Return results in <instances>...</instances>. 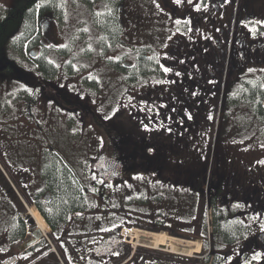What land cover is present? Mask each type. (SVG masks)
Returning <instances> with one entry per match:
<instances>
[{"label":"rangeland","instance_id":"1","mask_svg":"<svg viewBox=\"0 0 264 264\" xmlns=\"http://www.w3.org/2000/svg\"><path fill=\"white\" fill-rule=\"evenodd\" d=\"M80 2L54 0L55 11L44 17L37 16L33 30H28L27 36L11 40L5 50V54L10 55L7 60L14 65L15 74L8 69L0 76V165L22 196L16 178L24 173L25 168L35 170L39 181L43 162L42 168L46 166L45 162L57 160L78 171L87 167L86 160L114 150V143L125 146L126 151H136L145 138L150 146L155 137L153 127L149 126L151 117L144 119L146 112L149 114L153 107L158 111L159 105L165 103L174 91L176 82L184 83L192 96L197 93V88L183 82L184 74L174 63L176 58L185 64V58L197 53L191 58L200 64L202 55L197 48L200 46L202 52L207 53L210 64L214 59L211 44L215 38L213 40L209 34L219 32V27L213 29L204 16L205 19L198 22L209 31L205 28L198 30L190 40L186 34L181 36V25H174V14L178 13L183 20L181 14L186 11L185 6L197 11L196 16L202 17L205 11L213 16L215 11L211 0H94L89 7L92 17L84 15ZM14 3L15 0H0V18ZM244 5L258 9L256 27L264 32V0H234L232 16L225 22V34L218 38L222 48L226 45L222 69L224 100L222 95L220 100L216 97L219 107L214 129L211 131L206 127L207 132L200 133V140L188 145L194 152L207 154L211 163L218 161L221 144L231 155L238 149L236 144L245 146L239 148L241 162L249 167L260 165L264 169V135L263 138L257 137L256 143H250L249 138L244 137L252 130L256 135L264 134V121L253 114L245 115V118L228 116L224 119L223 104L229 77L235 73V82L239 83L244 78L264 75V71L259 73L260 68L243 66L238 53H233V34ZM188 19L186 16L184 20ZM189 28L195 29L191 24ZM29 42L34 44L30 51ZM217 45L214 43L213 46ZM86 54L90 58L87 59ZM218 55L221 58V53ZM141 56L149 57L154 69L148 73L137 69L135 66ZM41 60L49 67L50 73L42 70ZM236 98L238 101L243 99L242 96ZM239 113L243 114L239 108L232 112ZM112 132L123 139H119L120 142L112 139ZM192 135L195 138L196 135ZM235 135L240 136L238 143ZM258 145L262 148H257ZM113 190L116 198L112 199L111 214L122 225L187 236L189 231L178 225L176 215L171 212L167 194L158 196L162 192L151 181L141 178L135 183L129 181L116 185ZM11 193L0 180V221L3 224L18 219L17 207L14 208L8 200ZM193 211L194 208L188 213ZM19 253L20 249L15 246L9 255ZM164 253L148 249L144 255L154 254L167 259Z\"/></svg>","mask_w":264,"mask_h":264},{"label":"flooded vegetation","instance_id":"2","mask_svg":"<svg viewBox=\"0 0 264 264\" xmlns=\"http://www.w3.org/2000/svg\"><path fill=\"white\" fill-rule=\"evenodd\" d=\"M211 2L213 16L207 11L202 17L196 16L197 11L185 6L186 11L181 14L183 20L178 13L174 14V25H181V36L186 34L192 40L198 30L209 31L198 22L206 16L213 29L219 27V32L206 33L218 44L214 47L212 42V53H225L226 45L222 48L218 38L225 34V22L232 16L234 0ZM257 10L242 6L233 34V53L240 54L243 66L260 68L261 73L264 71V32L256 27ZM186 16H189L188 21L184 20ZM189 24L194 26V31ZM197 48L206 53L200 46ZM248 134L244 137L249 138L250 143H256L257 137L264 135L262 132L256 135L254 130ZM235 138L238 143L240 136L235 135ZM142 140L136 151L113 146L110 153H99L86 160L87 167L78 171L57 160L45 162L42 168L43 162L38 189L31 186V182L38 181L36 171L25 170L16 178L17 183L26 190V204L37 209L47 230L43 232L22 200L10 194L8 200L17 207L18 219H10V223L5 224L0 221V264L5 257L3 250L23 244L28 246L20 251V259L28 264H264V169L241 162L239 148L245 146L236 144L238 149L231 155L221 144L218 161L211 163L207 154L194 152L188 144L179 146L172 142L166 158L158 141L156 146H148L146 139ZM106 158L120 162L122 171L112 172ZM58 175L71 188V199L55 191L52 179ZM141 178L151 181L162 192L158 196L167 194L178 225L189 231L187 236L169 232L171 238L190 244L199 242V251L183 255L168 248L154 249L165 252L167 259H164L154 254L144 255L152 248H144L128 239V227L111 214L112 199L116 198L113 188ZM193 208V213L189 214ZM36 232L41 234L38 240L34 238ZM43 233L51 238L59 256L50 248ZM17 235L21 239L14 241Z\"/></svg>","mask_w":264,"mask_h":264},{"label":"trees","instance_id":"3","mask_svg":"<svg viewBox=\"0 0 264 264\" xmlns=\"http://www.w3.org/2000/svg\"><path fill=\"white\" fill-rule=\"evenodd\" d=\"M53 1L54 0H15L14 6L7 11L4 17L0 18V76L3 72L6 73L8 69L13 70L14 73V65L7 60L10 55L5 54V50L7 45H9V42L17 37L25 36L28 34V30L31 32L33 30L32 28L35 27V19L37 16L44 17L50 12L55 11L53 8ZM80 1V4L84 8V15L91 16L92 9H89V7L94 4V0ZM92 20L95 22L94 18H92ZM25 41L26 38H24L22 42V48ZM33 45L34 44L31 42L28 43L29 51L32 49ZM45 53L47 52L45 51ZM193 54H191V56ZM200 54L203 56L199 57L200 64L194 62L195 60L192 59L191 56L185 58V64H181V61H177L179 60V57L176 58V62L173 61L177 68H181L180 70L184 74L183 82L189 84L191 88H197L196 96H192L188 92L184 83L180 85L179 82H176V86L173 88L174 91L171 93L167 101L159 105L160 109L158 108L157 111V109L153 107L149 114L146 112L144 118L146 119L149 116L151 117L152 120L149 123V126L153 127L152 129L154 131L152 133L156 140L151 144L156 146V142L158 141V144L161 147L160 151L166 158L169 155L168 148L172 145V142L179 146H183L189 142L191 144L196 143V140H200L202 137L200 133L207 132L205 129L206 127H210L212 131V129H214L213 123L215 115L219 107L216 97L220 100L219 96L222 95L224 100L223 91H225V87H223L222 69L226 53H221V58L218 53H215L211 64L207 53ZM238 56L240 58V63L243 65L242 57L239 53ZM85 57L88 59L90 58V55L86 54ZM148 59L149 57H142L141 60H138L135 67L141 72L148 73L151 68L154 69L153 61L150 62ZM172 59L173 58H171L170 61H172ZM203 62H205V64H203ZM39 63L44 72L46 71L47 73H50V70L48 69L49 67L47 68L42 60ZM234 75L235 73L229 77L228 81L227 94L223 104V109H225L224 111L226 115L224 119L228 118V116L231 118H236V116L239 118L243 116L245 118V115L248 116L249 114H253L256 115V118H261L260 120L264 121V75L261 74L256 78L253 76L252 78H244L239 83L235 82ZM193 81H196V84H194ZM200 86L202 88H200ZM190 87L189 89H191ZM240 91H242V93ZM240 96H242L243 99L238 101L236 97ZM214 101L215 103H213ZM233 105L237 107H234ZM220 107L222 108V104H220ZM238 108L244 115L240 113L232 114L234 109L236 110ZM208 113H211V115L209 116ZM155 116H157V118H154ZM255 128L256 127H254V129ZM192 133L196 135L195 138ZM110 135H112V139L118 140V142H120L119 139H123L115 132H112ZM146 141L148 140L146 139ZM146 144L148 143L146 142ZM134 145L137 144L134 143ZM112 146L119 147L120 144L114 143ZM59 176L60 175L52 179L55 191L60 192L65 197L71 199V188L66 184V182H64V178L62 180ZM0 180H3L8 190L12 192L11 194H14V191H12L10 184L1 171ZM20 239L21 236L19 237L17 235L14 238V241H19ZM3 251L5 256L11 253V249H9V247Z\"/></svg>","mask_w":264,"mask_h":264},{"label":"bare ground","instance_id":"4","mask_svg":"<svg viewBox=\"0 0 264 264\" xmlns=\"http://www.w3.org/2000/svg\"><path fill=\"white\" fill-rule=\"evenodd\" d=\"M30 215L36 220L42 231L46 232L47 228L45 227L44 220L35 207L30 208ZM127 234L128 236L132 237L133 241L137 245L152 249L168 248L183 255H191L193 252L199 251L200 249L199 242L195 244H190L186 241V243L179 242L171 238V236H169L165 231H161L159 233L143 230L140 228H134L132 230L129 229Z\"/></svg>","mask_w":264,"mask_h":264},{"label":"water","instance_id":"5","mask_svg":"<svg viewBox=\"0 0 264 264\" xmlns=\"http://www.w3.org/2000/svg\"><path fill=\"white\" fill-rule=\"evenodd\" d=\"M105 162L112 172L119 173L122 171V164L120 162L110 158L106 159ZM34 235H35L34 236L35 240H38L41 236V234L40 233L37 234V232Z\"/></svg>","mask_w":264,"mask_h":264},{"label":"built area","instance_id":"6","mask_svg":"<svg viewBox=\"0 0 264 264\" xmlns=\"http://www.w3.org/2000/svg\"><path fill=\"white\" fill-rule=\"evenodd\" d=\"M3 264H19L18 259L16 257H10L6 259Z\"/></svg>","mask_w":264,"mask_h":264},{"label":"crops","instance_id":"7","mask_svg":"<svg viewBox=\"0 0 264 264\" xmlns=\"http://www.w3.org/2000/svg\"><path fill=\"white\" fill-rule=\"evenodd\" d=\"M27 169H29V168H25L24 169V172H25V170H27ZM36 178H37V176H36ZM40 181H37V182H31L32 184H31V186L33 185L36 189H38L39 188V186H40V183H39ZM30 185V184H29ZM25 188H26V186H24ZM25 191L26 190H24L23 192H24V194H25Z\"/></svg>","mask_w":264,"mask_h":264}]
</instances>
